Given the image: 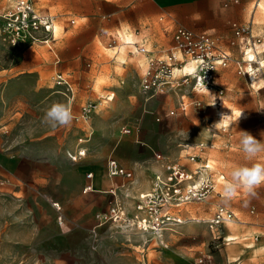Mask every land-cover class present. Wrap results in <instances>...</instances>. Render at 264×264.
Returning <instances> with one entry per match:
<instances>
[{"label": "rangeland", "instance_id": "obj_1", "mask_svg": "<svg viewBox=\"0 0 264 264\" xmlns=\"http://www.w3.org/2000/svg\"><path fill=\"white\" fill-rule=\"evenodd\" d=\"M13 1L0 0V15ZM32 1L39 10L57 18L56 41L30 48L27 45L8 46L0 36V179L6 180L0 184V264H164L163 254L170 251L176 253V258H184L185 264H191L190 255L194 252L210 257L218 250L216 244L223 240L225 226L214 228L212 233L209 223H203L213 215H200L195 207L205 209V203L181 207L186 209L184 222L170 234L172 239L168 249L159 247L156 240L140 234L135 227L111 222L100 228L95 243L90 229L102 212L87 216L65 203L72 189L71 175L79 168L70 160L79 130L74 119L69 125L55 129L41 122L44 112L53 102L68 106V100L57 92L53 81L55 72L65 69L76 84L72 114L77 113L85 102L98 103L95 111L98 113L92 114L91 121L96 130L94 138L102 137L109 146L106 157L111 145L119 140L121 129L139 124L140 114L148 111L150 102L157 99L145 102L140 95L139 75L147 68L148 59L144 54L129 52L135 48L123 45L121 36H132L134 40L147 39L149 46L156 51L155 56L162 54L171 38L168 36L170 29L164 31V21L160 20L166 17L165 10L155 11L156 17L150 22L152 29L145 31L141 30L144 27L135 29L129 26L128 29L132 19L134 22L137 20L134 18L136 13L130 12V3L126 1ZM260 10L264 15V2L260 3ZM262 38L256 44V50H247V56L254 54L257 60L260 56L263 61ZM219 40L235 58H248L243 51L251 46L241 44L238 48L233 46L232 38L229 42L223 38ZM121 47H124L127 58L125 65L120 64L118 53L113 54V50H120ZM57 58L61 59L59 63H56ZM246 77L238 74L234 63L218 76L219 84L225 89L222 110L227 111L232 119H225L210 129L221 118L217 115L218 110L210 106L214 91H205L201 96L204 109L188 118L189 124H181L178 119L176 126L182 131L178 133L180 137L194 134L197 130L199 138L196 142L186 140L193 147L190 153L199 157L198 165L208 162L210 166L203 176L210 174L215 179L219 175L224 176L208 197L216 204L214 212L218 206L227 207L223 188L231 179L230 172L234 168L252 163L264 164V153L252 161L246 160L239 143L240 131L250 133L257 140H264L261 135L264 133V82L258 78L252 86ZM120 80L125 83L121 84ZM131 86L136 88V95L132 98L133 110L117 112L118 103L129 95L128 88ZM113 92L116 93L114 99L108 101L107 96ZM173 103L168 105L167 111L176 109ZM235 109L242 111L238 121L233 115ZM159 112L165 115L162 109ZM98 123L101 129L97 128ZM159 123L163 124V120ZM223 124H226L225 128ZM92 142L87 158L92 157ZM172 158L181 163L188 162L184 157ZM48 197L63 204L66 216L64 227L72 216H79L87 222L76 244L63 240L64 228L56 219L62 213L56 214L57 210ZM127 200L135 204L131 197L121 196L123 206L132 214ZM190 216L196 219L189 220ZM183 224L188 226L185 231L180 229ZM231 226L227 224L226 228ZM173 264L178 262L173 261Z\"/></svg>", "mask_w": 264, "mask_h": 264}, {"label": "crops", "instance_id": "obj_2", "mask_svg": "<svg viewBox=\"0 0 264 264\" xmlns=\"http://www.w3.org/2000/svg\"><path fill=\"white\" fill-rule=\"evenodd\" d=\"M121 1L130 3V12L136 13L134 18L137 21L134 22L132 19L131 23L128 24V29L129 26L135 29L144 27L141 30L149 31L152 29L150 22L156 17L155 11L162 9L165 10L164 14H166V17L163 16V18H160V20H162V22L164 21L162 23L163 28L165 29L164 31H168V29H170L168 36L171 38L169 40V44L165 45L163 53L167 52L174 46L173 32L178 27H184L194 32H206L217 38H223L227 42H229V40L232 38L235 41L233 46L240 48L241 39L233 38L235 37L233 24H250L252 34L256 37H263L262 39L264 40V15L260 10V3L264 2V0H238V2H234L233 0ZM123 11L124 10H122V13ZM51 43L53 42L47 43V45H50ZM126 43V45L131 47L133 46L135 48L134 51L128 50L131 53H140L136 49L137 45H145L151 50V53L148 54L140 53L147 56L146 58L148 59V67V61L150 57L155 56L156 54V51L152 48V46H149L148 40H132V42L130 41V43ZM116 52H118V49L113 50L114 55L117 54ZM60 61L61 59L57 58L56 63H59ZM126 63L127 62H122L120 64L125 65ZM67 65L66 68L68 67ZM146 70L147 68L145 71ZM222 70L223 69L219 70L218 76L222 74ZM145 71L143 74L139 75V93L142 95L145 102H149L153 98L157 99L150 102L148 111L144 110L140 114L139 124L134 127L126 126L121 129L119 140L111 145V151L106 157L105 154L109 146L106 141L102 139V137L97 136L94 138L96 130L92 121H90L88 124L75 121V116L79 114L81 107L77 113L73 114L75 126L79 130L76 144L79 137L88 138L86 143V147L88 148L87 155L80 161L73 162L78 164L79 168L71 175L73 177L70 181V186L72 189L70 191L71 193L65 199L66 205L72 206L74 211L81 212L87 216H93L98 212L103 213L109 210L115 197L119 202L122 203L121 196H125V198L131 197V199H134L135 203L140 194L146 193L150 190L153 176L163 171L164 163L167 160H178L172 157H184L188 162L181 163L179 160L178 161L183 166H186L190 171H195V169L199 166V162L193 163L189 160L188 157L192 155V153H190V149H193V147L191 146V143L186 140L187 138L196 142L199 138V136L196 134L197 130H194V134L187 133L185 136H183V138L180 137V134H178L182 131H179L176 126L179 124L178 119L181 120V124H186L188 123V118L195 116V114L200 112L202 109L195 107L193 105L192 99L187 97L184 98L185 103H187L186 110L181 109V98L178 93L158 94L148 98L147 95L141 92V80ZM58 72L65 74L73 85L74 92L71 98L62 93L61 88L55 85L57 87V91H59V93L65 96L68 100V107L72 109V106L76 101L75 81L70 76V74L65 71V69L55 72L53 76H55ZM246 78L253 86L252 81H250L248 77ZM120 83L124 84L125 82L124 80H120ZM128 89L129 95L123 98L122 101L120 100L116 108L117 112L125 113L133 110L134 104L132 98L136 95V88L131 86ZM111 94L115 96L116 93L113 92ZM204 94L205 91L200 92L195 95V98L203 101L201 96ZM114 96L112 99L107 98V100H113ZM213 100L214 97L210 100V106L213 103ZM171 102H174L173 104L176 107V109H173L176 112L175 115H169L171 110H166L168 105H171ZM160 109L165 112L164 116L160 114ZM213 109L217 108L213 107ZM97 113L98 112H95V115ZM158 117L163 120V124L159 123L161 120L158 121ZM164 118H167V120H164ZM97 128H102L100 123L97 124ZM125 128H130L131 133L125 134ZM136 129H140V131L137 132ZM91 130L93 134L89 136ZM132 134L135 136L134 138L128 137ZM124 137L127 138L122 140ZM92 140L93 142L91 144V148L93 151L90 154L92 157L89 156L90 158H87L88 153L90 152L89 145ZM156 151L163 155L164 159L162 161L156 159ZM184 151L186 154H184ZM104 157L105 160L102 162ZM111 157L116 158L121 165L133 172L134 176L131 180H127L125 177L109 178L107 174V162ZM90 172H92L94 175L92 179L87 178V174ZM217 178L219 180L218 184H220V180H222L224 176L219 175ZM88 184H92L93 189L85 192L84 189ZM111 189L114 190L115 195L111 193ZM254 191L255 194L253 195L245 192L241 188L237 190V193L234 197L230 199L225 197L224 201L226 202V206L236 213L237 219L232 223H228L232 224L231 227L226 228L227 224L225 225L223 232L225 235L222 237L223 240L222 242H218L216 244V248L218 250L213 252L212 255L208 257L212 264H264V184L260 185ZM48 199L52 205L54 202L59 204L61 207V212H59L54 206L53 207L57 210L56 214L58 212L62 213V215L64 214V217L65 211L63 204L52 197H48ZM194 203H205V209L195 207V211L200 215L204 214V216H209L214 214L216 204H214L212 201L210 202L208 198L201 202ZM126 204L129 206V212H133L135 206V204L133 205V201L127 200ZM185 210L186 209L180 207L176 213H178V215L183 218L185 216ZM57 218L58 217H56V219ZM65 222L66 216L64 217V222L59 224L61 228H64L63 231L65 234L63 236V240H66L70 244H76L80 239L79 235L83 233V230L88 224L85 222L84 218L79 216H72V219H70L68 225L64 227ZM203 223H205V221H203ZM187 227V224H183L180 229L185 231ZM214 232L215 231L213 229L212 233ZM229 235L232 237L234 236L233 239H229ZM171 239L172 237L169 238V246ZM200 253L202 252L191 253V264H193V260ZM163 257L164 264H173V261H177L178 264H185L184 258H176L175 252H164ZM186 264L188 263L186 262Z\"/></svg>", "mask_w": 264, "mask_h": 264}, {"label": "built area", "instance_id": "obj_3", "mask_svg": "<svg viewBox=\"0 0 264 264\" xmlns=\"http://www.w3.org/2000/svg\"><path fill=\"white\" fill-rule=\"evenodd\" d=\"M238 2V0H233ZM56 17L48 12L39 10L32 0H14L8 8L0 15L1 28L0 36L4 44L8 46L27 45L33 47L38 44H47L55 40ZM74 23L75 21L72 20ZM234 36L241 39V44L251 46L245 49V56L249 50H256V44L261 42V37L252 34L251 25L233 24ZM174 46L165 53L152 56L148 61V67L141 80V92L147 97L158 94L178 93L181 98L180 107L186 110L187 103L184 98H191L193 105L203 109V101L196 99L195 95L205 91H214L212 107L217 108L218 117L227 114L223 111V96L225 89L218 82V72L234 63L238 74L252 78L247 74L251 67L258 72L257 79L264 80V59L255 55L248 58H235L221 43L219 38L206 33L194 32L184 27H178L173 32ZM235 44V41L232 42ZM137 45V44H136ZM243 48V47H242ZM136 49L140 53H151L145 45H137ZM243 50V49H242ZM248 50V51H247ZM55 85L61 88V92L71 98L73 96V85L69 78L62 72L53 76ZM113 94L107 98L112 99ZM214 104V105H213ZM98 108L96 102H85L80 112L75 116L76 122L90 123L92 114ZM220 110V111H219ZM171 110L169 115H175ZM160 121V118H157ZM226 124H223V128ZM137 132L140 129H136ZM125 134L131 133L130 128L124 129ZM93 134L92 130L89 136ZM87 137H79L75 150L70 153V160L78 162L83 159L88 152L86 143ZM155 157L162 161L163 155L156 151ZM189 160L198 162V156L192 154ZM162 172L157 173L152 178L151 188L148 192L140 194L136 199L134 211L129 214L121 202L115 199L111 203L108 211L97 215L96 223L90 229V235L96 243L100 228L107 223L120 224L126 227H135L142 235H148L152 240H156L159 247L168 248L170 234L174 233L175 227L184 222L177 210L186 204L201 202L206 200L216 189L218 178H211L210 174L202 176L210 166L208 162L199 165L195 171H190L178 160H167ZM107 174L109 178L125 177L127 180L133 178V172L125 168L120 162L111 157L107 162ZM93 173L87 174L88 179L93 178ZM6 180L0 179V184ZM93 189L92 184H88L84 191ZM111 193L115 195L114 190ZM53 206L61 212V207L54 202ZM236 213L224 206H218L212 218L205 222L210 228L225 226L236 221ZM60 224L64 222L61 214L58 217ZM193 264H212L207 257L199 254L193 260Z\"/></svg>", "mask_w": 264, "mask_h": 264}, {"label": "clouds", "instance_id": "obj_4", "mask_svg": "<svg viewBox=\"0 0 264 264\" xmlns=\"http://www.w3.org/2000/svg\"><path fill=\"white\" fill-rule=\"evenodd\" d=\"M247 74L252 78V83L255 85L257 83L258 72L254 71L250 67ZM204 90L208 91L207 88ZM241 114V112H235L233 114L236 118V121H238V119L241 117ZM72 119L73 114L71 109L66 104L61 102H53L51 106L44 112L41 122L55 129L57 127L69 125ZM225 119H232V116L221 114L220 121L213 124L210 129L215 128ZM261 135L264 136V133ZM239 143L241 145V150L245 156V159L248 161H252L260 153H264V140H257L253 135L246 131H240ZM230 177L231 179L224 184V197L228 199L234 197L237 193V190L241 188L245 192L254 195V190L260 185L264 184V164L252 163L251 165L238 166L230 172Z\"/></svg>", "mask_w": 264, "mask_h": 264}, {"label": "bare ground", "instance_id": "obj_5", "mask_svg": "<svg viewBox=\"0 0 264 264\" xmlns=\"http://www.w3.org/2000/svg\"><path fill=\"white\" fill-rule=\"evenodd\" d=\"M10 6V5H9ZM8 6V7H9ZM57 29V28H56ZM121 39L123 40V45H126L127 43L126 42H129L130 43V41L132 42V40H134V38L132 37V36H121ZM126 43V44H125ZM119 50V49H118ZM116 53H118V58L120 59L119 61H121V63L122 62H126L127 61V58H126V55H125V53H124V47H121L120 48V50L118 51V52H116ZM252 55V54H251ZM57 92H59V91H57ZM235 112H241L242 113V111L241 110H239V109H235V111H234V113ZM245 116V115H244ZM205 174V172L202 174V176ZM190 220H194V219H196L195 217H190L189 218ZM229 237V239H233V237L231 236V235H229L228 236Z\"/></svg>", "mask_w": 264, "mask_h": 264}]
</instances>
